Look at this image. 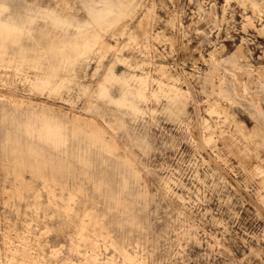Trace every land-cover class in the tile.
<instances>
[{
    "label": "rangeland",
    "instance_id": "rangeland-1",
    "mask_svg": "<svg viewBox=\"0 0 264 264\" xmlns=\"http://www.w3.org/2000/svg\"><path fill=\"white\" fill-rule=\"evenodd\" d=\"M0 264H264V0H0Z\"/></svg>",
    "mask_w": 264,
    "mask_h": 264
}]
</instances>
